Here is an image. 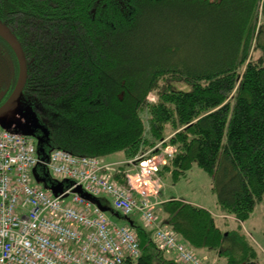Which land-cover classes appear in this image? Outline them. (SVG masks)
<instances>
[{
  "label": "trees",
  "instance_id": "1",
  "mask_svg": "<svg viewBox=\"0 0 264 264\" xmlns=\"http://www.w3.org/2000/svg\"><path fill=\"white\" fill-rule=\"evenodd\" d=\"M0 19L26 54L19 105L41 135L40 157L61 148L103 159L121 151L132 159L162 142L175 153L159 173L177 182L197 164L212 178L224 214L244 222L263 202L264 0H0ZM1 52L12 58L14 73L13 83L0 81V105L19 72L2 36ZM180 80L191 88L172 84ZM125 170L113 173L123 185ZM33 178L43 188L69 185L44 165ZM156 213L194 253L214 251L224 264H264L205 207L170 199ZM128 225L140 244L135 264H181L140 218Z\"/></svg>",
  "mask_w": 264,
  "mask_h": 264
},
{
  "label": "built area",
  "instance_id": "2",
  "mask_svg": "<svg viewBox=\"0 0 264 264\" xmlns=\"http://www.w3.org/2000/svg\"><path fill=\"white\" fill-rule=\"evenodd\" d=\"M155 149L159 152L151 154ZM174 153L173 146L160 142L126 160L130 169L123 185L111 173L118 162L61 148L44 159L32 136L0 126V264H135L138 238L129 225L107 215L94 199L102 195L121 214L138 213L158 247L175 252L177 262L202 264L156 213L159 171ZM39 165L69 185L41 187L33 178Z\"/></svg>",
  "mask_w": 264,
  "mask_h": 264
},
{
  "label": "rangeland",
  "instance_id": "3",
  "mask_svg": "<svg viewBox=\"0 0 264 264\" xmlns=\"http://www.w3.org/2000/svg\"><path fill=\"white\" fill-rule=\"evenodd\" d=\"M13 73L14 68L12 58L10 59L7 54L1 52L0 81L4 86L13 83L9 82L13 76ZM172 84L175 87L184 90L191 88V85L183 82L182 80L174 81ZM151 98L153 99V97ZM0 126L20 131L26 135L32 136L36 145L41 140V135L34 132L32 128V122L29 118L28 112L20 105H15L7 114L0 118ZM170 131L171 130L169 129L167 132L169 133ZM113 158L118 159V164L111 170L112 174L119 168H122V166L124 169H126L125 171L130 169V167L124 163L128 159H124V155L121 151L110 156V159ZM159 175L160 178H162V192L165 196L190 200L199 204L207 205L209 207L215 206L217 201L216 195L212 190V178L203 169L198 167L197 164H194L186 177L180 179L177 182H175L169 174H165L164 176L161 174ZM101 198H106L108 203L105 207L106 213L116 223L128 225L134 218L139 220L138 213L123 215L112 207L109 197L102 195ZM69 199L70 198H68V200ZM221 214L222 215H218L217 217H219L220 222L223 224L222 228L226 231L233 232L235 236L237 233V236L241 235L243 238H245L246 242L256 250L257 259L264 262V200L256 207L250 218L244 222H240L237 219L236 221L231 220L228 218L229 216L224 214L222 211ZM234 235L231 236L230 242L234 240ZM196 254L198 253L196 252ZM219 262L220 264L225 263L222 259Z\"/></svg>",
  "mask_w": 264,
  "mask_h": 264
},
{
  "label": "water",
  "instance_id": "4",
  "mask_svg": "<svg viewBox=\"0 0 264 264\" xmlns=\"http://www.w3.org/2000/svg\"><path fill=\"white\" fill-rule=\"evenodd\" d=\"M0 36H2L12 47L17 57L18 66H19L16 85L11 95L8 97V99L0 106V118H1L5 114H7L15 105L20 104L19 101H20L21 93L25 86L28 76V63H27L26 54L24 52V49L20 41L13 33V31L10 29V27L2 21V19H0Z\"/></svg>",
  "mask_w": 264,
  "mask_h": 264
},
{
  "label": "crops",
  "instance_id": "5",
  "mask_svg": "<svg viewBox=\"0 0 264 264\" xmlns=\"http://www.w3.org/2000/svg\"><path fill=\"white\" fill-rule=\"evenodd\" d=\"M110 156H112V155H110ZM110 156H108L107 158H105L104 160L106 161V162H108V163H115L118 159H115V158H113V159H110ZM119 159H121V158H119ZM118 162V161H117ZM127 171H128V169H127ZM113 173H115V172H113ZM159 177H160V175H159ZM161 180H162V178H160ZM170 199H180V198H177V197H170V196H165L164 195V193L162 192V188H161V190H160V192H159V194H158V197H157V201H159V205L157 206V209L159 208V206L163 203V202H165V201H167V200H170ZM182 200H185V199H182ZM185 201H187V202H191V203H193V204H197V205H199V206H202V207H205V208H207L212 214H213V216L216 218V222H217V224L218 225H220L221 227H223V224L220 222V220H219V217H217L218 215H222L221 214V210H220V208L218 207V205H217V203H215V206H213V207H209V206H207V205H204V204H199V203H196V202H194V201H190V200H185ZM229 217L228 218H230L231 220H235L236 221V218L235 217H233V216H230V215H228ZM172 256H174L175 257V252H171V251H168ZM198 254V257L199 258H201L202 260H203V264H218L219 263V258H218V256L216 255V253L214 252V251H211V250H208V249H200V250H197L196 251ZM195 252V253H196Z\"/></svg>",
  "mask_w": 264,
  "mask_h": 264
},
{
  "label": "flooded vegetation",
  "instance_id": "6",
  "mask_svg": "<svg viewBox=\"0 0 264 264\" xmlns=\"http://www.w3.org/2000/svg\"><path fill=\"white\" fill-rule=\"evenodd\" d=\"M15 85H16V84H15ZM14 87H15V86H14ZM13 89H14V88H13ZM12 91H13V90H12ZM11 93H12V92H11ZM11 93L7 96V98L4 100V102L8 99V97L11 95ZM4 102H3V103H4ZM3 103H2V104H3ZM2 104H1V105H2ZM1 105H0V106H1Z\"/></svg>",
  "mask_w": 264,
  "mask_h": 264
}]
</instances>
